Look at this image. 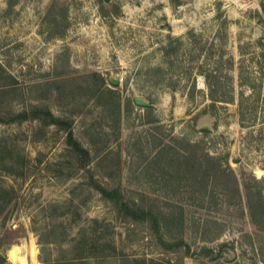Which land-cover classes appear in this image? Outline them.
Segmentation results:
<instances>
[{"label":"rangeland","instance_id":"374dc122","mask_svg":"<svg viewBox=\"0 0 264 264\" xmlns=\"http://www.w3.org/2000/svg\"><path fill=\"white\" fill-rule=\"evenodd\" d=\"M263 58L264 0H0L4 264H264Z\"/></svg>","mask_w":264,"mask_h":264},{"label":"trees","instance_id":"16d2710c","mask_svg":"<svg viewBox=\"0 0 264 264\" xmlns=\"http://www.w3.org/2000/svg\"><path fill=\"white\" fill-rule=\"evenodd\" d=\"M263 41V40H262ZM260 63H262L261 67H264V58L260 61ZM240 79L241 82H245V78H244V71L241 68V72H240ZM240 113H241V119L244 120L245 116L247 114L246 112V106L244 107L243 103L240 104ZM22 119H27L28 117L30 118L29 114L26 112L20 113L19 115ZM25 116V117H23ZM35 115H31V117H34ZM55 120V119H54ZM63 120L57 119L56 122H62ZM67 141L68 143L72 146V148L79 153L84 159H86L89 155L88 150L83 148L81 146V144L77 141V139L75 138L72 129L68 128V134H67ZM1 192H9V190H5V189H1ZM102 193L105 197H107L108 199H110L111 201H113L115 203V205L118 207V209L123 212L126 215L131 216L133 219H140V220H147L150 217H154L152 212H147L143 209H136V208H132L123 192L118 189V188H114L111 190L102 189ZM7 262V259L5 256H0V264H4Z\"/></svg>","mask_w":264,"mask_h":264},{"label":"water","instance_id":"95a60500","mask_svg":"<svg viewBox=\"0 0 264 264\" xmlns=\"http://www.w3.org/2000/svg\"><path fill=\"white\" fill-rule=\"evenodd\" d=\"M112 82H113L114 84H117V83H119V79L114 78V79H112ZM135 101H136V103L139 104V105H147V104H148L145 100H143V99H141V98H139V97H136V98H135ZM214 255H215V256H214ZM214 255H213L214 257L217 256L216 254H214Z\"/></svg>","mask_w":264,"mask_h":264},{"label":"bare ground","instance_id":"6f19581e","mask_svg":"<svg viewBox=\"0 0 264 264\" xmlns=\"http://www.w3.org/2000/svg\"><path fill=\"white\" fill-rule=\"evenodd\" d=\"M20 258V257H19ZM11 259H13V260H18V256H17V253L15 252V251H12V253H11ZM24 262V261H23ZM23 264H25V263H23Z\"/></svg>","mask_w":264,"mask_h":264}]
</instances>
